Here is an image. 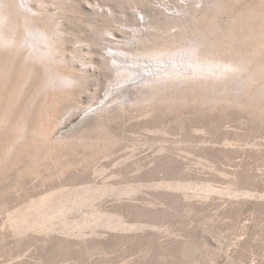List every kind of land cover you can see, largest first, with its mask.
Instances as JSON below:
<instances>
[{
	"label": "rangeland",
	"instance_id": "rangeland-1",
	"mask_svg": "<svg viewBox=\"0 0 264 264\" xmlns=\"http://www.w3.org/2000/svg\"><path fill=\"white\" fill-rule=\"evenodd\" d=\"M43 1L59 70L86 73L56 94L30 81L18 101L30 130L18 112L0 127V264H264V100H249L264 81L231 73L207 99L151 94L111 62L138 68L129 52L166 14L219 0ZM220 1L225 26L264 0ZM82 196L49 218L31 210Z\"/></svg>",
	"mask_w": 264,
	"mask_h": 264
},
{
	"label": "bare ground",
	"instance_id": "bare-ground-1",
	"mask_svg": "<svg viewBox=\"0 0 264 264\" xmlns=\"http://www.w3.org/2000/svg\"><path fill=\"white\" fill-rule=\"evenodd\" d=\"M43 2L0 0V127L5 129L11 125L19 113L20 125H17L21 134L28 133L31 119L27 114L29 107H20L18 101L26 93L30 81H46L42 90L46 88L56 94L75 86L77 81H83L86 73L85 70L78 73L74 69L72 73L61 72L64 68L59 70L56 30L48 19L50 16L46 17L42 12ZM222 2L219 0L206 8L196 5L187 14L183 12L185 10L166 14L170 22L166 27H161L162 32L138 38L135 48L129 52L128 55L133 57L131 64L138 65V68L117 66L121 61L115 56L111 57V62L116 65L114 72L118 74V81H141L148 86L151 94L175 86L179 88L178 94L182 93L180 96L184 95V98L191 95L206 98L209 92H215L213 90L217 85L213 81H222L231 73H245L247 84L264 81V1L244 13L235 14L225 26H220L215 17L217 12L224 9ZM138 6L134 4L133 10L138 11ZM258 94H250L249 100H264V94ZM231 100L236 102L238 98L235 96ZM86 198L82 196L70 203H54L44 198L34 205L31 203L33 212L30 211H41L49 218L55 213H64L82 205ZM26 218L20 222L28 227L30 225Z\"/></svg>",
	"mask_w": 264,
	"mask_h": 264
}]
</instances>
